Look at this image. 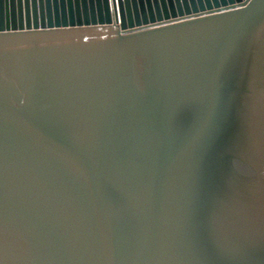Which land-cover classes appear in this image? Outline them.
<instances>
[{"label":"water","instance_id":"1","mask_svg":"<svg viewBox=\"0 0 264 264\" xmlns=\"http://www.w3.org/2000/svg\"><path fill=\"white\" fill-rule=\"evenodd\" d=\"M0 264H264V0H0Z\"/></svg>","mask_w":264,"mask_h":264}]
</instances>
